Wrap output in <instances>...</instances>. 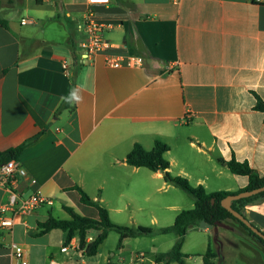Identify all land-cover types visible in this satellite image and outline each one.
<instances>
[{
  "label": "crops",
  "instance_id": "obj_1",
  "mask_svg": "<svg viewBox=\"0 0 264 264\" xmlns=\"http://www.w3.org/2000/svg\"><path fill=\"white\" fill-rule=\"evenodd\" d=\"M93 8L103 39L115 53L141 58V67L111 68L99 54L81 62L86 35L77 25L89 9L86 0H0V20L7 23L0 24V152L34 139L17 158L26 177L15 188L23 197L38 193L52 200L14 216L10 230L0 229V264H17L11 243L21 247L27 264H154L162 252L135 248L142 236L111 252L104 249L110 232L87 257L77 235L41 233L39 226L49 217L68 220L63 206L98 218L75 187L99 201L119 226L155 184L173 188L161 172L126 164L135 144L145 151L156 141L166 144L168 171L207 193H235L247 185L246 176L225 166L231 159L264 176V109L258 108L264 106V4L110 0ZM22 19L29 23L21 25ZM69 94L70 106L60 110ZM7 200L0 186V208ZM168 208L173 223L183 210ZM243 212L264 232V201ZM213 230L220 231L217 242ZM97 234L90 231L88 240ZM242 234L231 220L189 228L182 246L186 264H202L208 248L215 259L242 264L247 257L235 239ZM188 236L197 252L185 250ZM64 245L69 248L62 252ZM260 258L255 264H264Z\"/></svg>",
  "mask_w": 264,
  "mask_h": 264
},
{
  "label": "trees",
  "instance_id": "obj_2",
  "mask_svg": "<svg viewBox=\"0 0 264 264\" xmlns=\"http://www.w3.org/2000/svg\"><path fill=\"white\" fill-rule=\"evenodd\" d=\"M0 24L4 28H7L6 21L0 20ZM70 102L71 98L69 94L63 101V104H61L60 110L68 108L70 106ZM258 108L264 109V106L259 105ZM33 140L34 139L27 140L16 148L0 152V165L10 160H17L21 151L28 144L33 142ZM167 151V145L159 141L154 143L151 151H145L139 144H135L131 151L126 155L125 159L126 164L130 166L136 168H146L153 172H161L166 184L188 194L194 201L193 208L180 211L175 216L172 225L162 227L158 230L161 234H174L176 236V241L169 251L155 255L154 264H186L188 256L182 253L185 235L189 230V226L199 227V224L202 221L212 226H215L217 223L225 220L236 221L245 230H247L250 235H253L261 243H264V240L255 235L250 229L243 225L241 221L233 217L229 211L221 206V201L227 196L251 191L264 186V176H260L256 171L252 170L246 162H238L235 159H231L224 163L225 166L233 175L246 176L248 178L247 185L235 193L224 191L207 193L202 186H192L185 178L174 176L168 171L169 163L164 158V154ZM74 189L79 193L82 204L93 207L97 211L98 218L93 219L82 216L75 212L73 208L63 206V209L69 215V219L59 220L49 217L45 222L39 224L41 233H46L51 230H61L66 232L67 239L77 235L79 238V248L87 257L96 255L99 246L107 238L110 232H115L118 235L117 248H120L123 240L153 234V231L150 228H129L113 224L110 221L108 211L100 205L99 201L92 200L79 187H75ZM262 201H264V192L233 200L231 201L230 206L234 211L240 213L244 218H246L243 212L244 207L247 205H254ZM247 220L249 221V219ZM250 223L252 226L256 227L254 223ZM258 230L264 234V232L260 229ZM90 231H96L98 234L95 238L88 240ZM216 256L217 255L210 248H208L202 256V264H214L213 260Z\"/></svg>",
  "mask_w": 264,
  "mask_h": 264
},
{
  "label": "built area",
  "instance_id": "obj_3",
  "mask_svg": "<svg viewBox=\"0 0 264 264\" xmlns=\"http://www.w3.org/2000/svg\"><path fill=\"white\" fill-rule=\"evenodd\" d=\"M178 3L179 0H172ZM89 9L82 17L81 22L77 25V30L85 33L86 38L80 43V59L82 63L92 60L95 55H101L106 66L111 68L121 67H141L143 60L141 58L128 55L118 54L114 52V45L103 39L104 26L98 24L94 20L93 7L97 5H107L110 0H86ZM259 4H264V0H256ZM29 22L25 19L21 20V25ZM63 70L67 69V64L63 62ZM26 171L17 160H10L0 165V186L8 192V200L0 208V229L10 230L13 226L14 216L26 215L35 211L42 205H51L52 200L38 193H32L23 197L16 190L15 184L18 178H25ZM33 182V180L31 181ZM8 213V215H7ZM14 259L17 264H27L24 259V251L15 243H11ZM68 245L61 247V251L68 250Z\"/></svg>",
  "mask_w": 264,
  "mask_h": 264
},
{
  "label": "rangeland",
  "instance_id": "obj_4",
  "mask_svg": "<svg viewBox=\"0 0 264 264\" xmlns=\"http://www.w3.org/2000/svg\"><path fill=\"white\" fill-rule=\"evenodd\" d=\"M193 203V198L188 194L184 193L183 191L175 187L166 189L162 187V184H155L149 198L147 200L143 198L138 199L136 204L132 206L135 215L131 219L122 221L121 226L129 228H150L153 231V234L138 238L139 240H136L138 242H136L137 244L135 245V248H139L149 253L150 247L155 246L157 247L158 252H167L171 249L174 242L176 241V236L172 233L161 234L158 232V230L161 227H167L172 225V219L170 218L175 213L168 207L176 206L181 208L182 210H189L192 208L191 204ZM234 223L235 225H237V227H239V229L243 233L241 236H239V238H235L237 239L236 243H239L237 244V247H241L244 256L247 257V260H242L241 263L255 264V262H257L256 260L258 259V257L264 258V243H261L253 235H250V233L245 230L238 222L235 221ZM218 233H220L219 230H213V239L215 242L218 241L216 238ZM226 235L229 237L230 233H226ZM188 237L189 238L187 240L188 242L185 246V250L192 253L197 252V247L195 246L193 236ZM152 238L155 239L154 242L151 241ZM117 241L118 235L115 232L110 233L108 240L104 244V249L111 250V252H116ZM131 243H133L132 240ZM247 246L252 248L254 251L248 250ZM126 251L127 250H125V252ZM214 251L216 253L219 252L218 248H215ZM252 252L253 254H251ZM123 254L128 256L129 251ZM192 262H194V260ZM214 262L215 264H231L226 260L224 263L219 258L214 259Z\"/></svg>",
  "mask_w": 264,
  "mask_h": 264
},
{
  "label": "water",
  "instance_id": "obj_5",
  "mask_svg": "<svg viewBox=\"0 0 264 264\" xmlns=\"http://www.w3.org/2000/svg\"><path fill=\"white\" fill-rule=\"evenodd\" d=\"M262 192H264V186L259 187L257 189H253L251 191H245V192H241V193H238L235 195L227 196L221 201V206L223 208H225L227 211H229L233 215V217H235L236 219L241 221V223H243V225H245L248 229H250L255 235H257L259 238L264 240V234H262L256 227L252 226L251 223L246 218H244L240 213L234 211L230 206L231 201H233V200L249 197L252 195H257V194H260ZM191 227L192 226H189V228H191ZM199 227L210 229L211 225L202 221V222H200Z\"/></svg>",
  "mask_w": 264,
  "mask_h": 264
}]
</instances>
